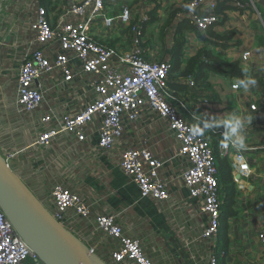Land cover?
<instances>
[{
    "label": "crops",
    "instance_id": "crops-1",
    "mask_svg": "<svg viewBox=\"0 0 264 264\" xmlns=\"http://www.w3.org/2000/svg\"><path fill=\"white\" fill-rule=\"evenodd\" d=\"M71 1L75 0H35L31 6L22 2L13 11L16 24H21L26 12H32L34 18L38 6L54 10ZM190 1L104 0V3L109 17L119 15L123 6L130 9L131 27L140 26L139 39L148 58L170 60L175 41L182 43L178 72L169 81L177 84L172 90L186 105L187 118L213 148L223 140L217 133L219 130L229 140L234 139L225 123L230 116L250 118L243 129L242 149L249 173L234 175L229 158L216 159L222 208L221 225L212 239L202 238L208 225V216L201 211L202 203L192 199L177 180L183 167L175 157L177 143L164 121L143 114L138 121L128 124L124 132L122 144L149 148L157 159L165 162L162 173L171 181L168 199L151 196L141 199L137 186L120 170L118 154L97 148V118L89 125L93 134L84 143H77L72 135L61 134L48 150L35 147L30 118L38 122L47 105L68 104L69 110L79 109L85 102L83 85L78 83L74 90L65 92L50 89L44 78L43 85L48 89L45 104L32 114H19L14 105L13 73L10 79H5L7 73L0 78V146L16 153L14 170L48 210L53 209L49 193L55 184L66 187L89 206L88 218L67 212L65 225L107 264H113L110 253L120 243L98 231L95 218L101 215L114 217L123 235L139 242L143 256L151 264H208L213 253L219 256L218 264H264V244L258 238L264 234V0H250L251 4L243 11L229 2H218L221 22L206 32L185 24L183 15ZM145 16L147 20L142 22ZM91 33L99 43L123 52L130 50L137 39L129 26L119 23L106 29L100 19L92 24ZM23 36L24 33L19 38ZM202 51L209 58L235 65L236 73L202 69L194 76L184 75L187 63ZM1 64L5 66V61L1 60ZM249 79L256 83L245 89L241 82ZM234 85L236 89L232 88ZM250 106H256V111H250Z\"/></svg>",
    "mask_w": 264,
    "mask_h": 264
},
{
    "label": "built area",
    "instance_id": "built-area-1",
    "mask_svg": "<svg viewBox=\"0 0 264 264\" xmlns=\"http://www.w3.org/2000/svg\"><path fill=\"white\" fill-rule=\"evenodd\" d=\"M34 1L22 2L31 6ZM22 2L0 0V78L2 73H7L5 79L11 78L13 73L17 112L32 114L45 104L48 89L43 85L44 78L50 89L74 90L78 83L85 88V102L79 109L69 110L68 104L47 105L38 122L30 118L35 147L40 151L48 150L61 134L72 135L77 143H84L93 134L89 125L97 118V148L118 154L120 170L137 186L141 199L151 196L166 200L171 181L162 173L165 162L157 159L146 146L122 144L127 125L138 121L143 114L164 121L177 143L175 157L183 167L177 180L192 199L202 203L201 211L208 216L202 238H214L221 225L222 207L216 159L229 158L231 172L246 176L249 173L246 154L234 148L221 130L217 133L223 140L214 149L209 139L185 116L186 105L169 88L170 61L147 57L139 39L140 26L131 27L130 9L123 6L119 15L109 17L105 14L104 0H75L54 10L38 6L34 18L32 12H26L17 25L13 11ZM218 2H229L239 11L251 4L250 0H191L183 18L200 32L214 28L221 22L216 12ZM96 19L102 20L106 29L119 23L129 26L137 36L131 49L123 52L99 43L91 33ZM146 20L145 16L141 21ZM1 60L5 61V66ZM232 88L236 89L237 85ZM176 100L179 105L174 104ZM249 109L256 111V106ZM0 153L17 174L13 167L16 153L1 146ZM49 197L53 209L48 211L65 228L67 212L72 211L81 218L90 215L89 206L61 184L53 186ZM95 225L105 237L120 243L110 253L113 264H151L143 256L139 242L126 238L114 217L97 216ZM258 238L264 244V234H259ZM218 263L219 256L210 254L208 264ZM0 264H43L14 231L1 208Z\"/></svg>",
    "mask_w": 264,
    "mask_h": 264
},
{
    "label": "water",
    "instance_id": "water-1",
    "mask_svg": "<svg viewBox=\"0 0 264 264\" xmlns=\"http://www.w3.org/2000/svg\"><path fill=\"white\" fill-rule=\"evenodd\" d=\"M0 208L43 264H107L51 216L1 153Z\"/></svg>",
    "mask_w": 264,
    "mask_h": 264
},
{
    "label": "trees",
    "instance_id": "trees-1",
    "mask_svg": "<svg viewBox=\"0 0 264 264\" xmlns=\"http://www.w3.org/2000/svg\"><path fill=\"white\" fill-rule=\"evenodd\" d=\"M217 10H218V8L216 9L217 13H218V11L221 12V10H218V11ZM184 22H185V24L187 23L186 25H188V27L190 26V28H191V25H189V23L187 21L184 20ZM174 44L175 45L173 46L172 54L170 55V60H169L171 68H170L169 75H168L169 88L171 90L177 86L176 83H170V81H172L171 78L173 76H175V74L178 72V68H179V65H180V58H181V48H182V43L181 42L175 41ZM202 69L207 70V71L210 70V71H213V72H216V73H220V74L227 73V74H230V75L231 74L234 75L236 73V66L235 65L224 64L222 62H219L215 58H209L202 51V52H200L197 55V57H195L194 59L190 60L187 63L184 75H187L188 77L194 76L196 73L198 74L199 72H201ZM240 77H241V71H240ZM174 104L175 105H179L178 100L174 101ZM187 115H188V113H185L186 117H187Z\"/></svg>",
    "mask_w": 264,
    "mask_h": 264
},
{
    "label": "clouds",
    "instance_id": "clouds-1",
    "mask_svg": "<svg viewBox=\"0 0 264 264\" xmlns=\"http://www.w3.org/2000/svg\"><path fill=\"white\" fill-rule=\"evenodd\" d=\"M256 83L255 80L249 79L248 81H242L241 85L247 89L249 84L254 85ZM250 121V118L248 117H235L230 116L225 123L227 124V127L230 129V135L234 136V139L232 140V145L237 150H242L245 148V136L243 134V129L245 127V124ZM226 146V145H225Z\"/></svg>",
    "mask_w": 264,
    "mask_h": 264
},
{
    "label": "rangeland",
    "instance_id": "rangeland-1",
    "mask_svg": "<svg viewBox=\"0 0 264 264\" xmlns=\"http://www.w3.org/2000/svg\"><path fill=\"white\" fill-rule=\"evenodd\" d=\"M220 200H221V202H222V194H220ZM222 208V207H221Z\"/></svg>",
    "mask_w": 264,
    "mask_h": 264
}]
</instances>
